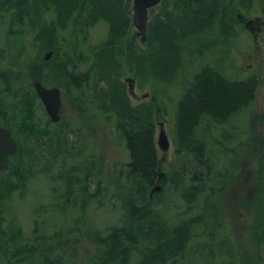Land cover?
I'll use <instances>...</instances> for the list:
<instances>
[{
	"label": "rangeland",
	"instance_id": "rangeland-1",
	"mask_svg": "<svg viewBox=\"0 0 264 264\" xmlns=\"http://www.w3.org/2000/svg\"><path fill=\"white\" fill-rule=\"evenodd\" d=\"M13 1L0 0V78L5 76L10 81L14 80V75L6 68L7 64H13L15 73L20 67L27 68L26 65L34 70L46 68L44 57L49 49L38 45L34 38L41 25L54 19L51 12L37 11V0H31V8L17 24L14 9L10 8ZM121 1L127 20L123 39H111V26L106 20L89 19L86 36L80 37L82 48L75 50L77 41L73 39V29L67 28L60 31L61 36L57 38V44L63 49L48 62L66 64L70 57L73 63L78 62L77 71L83 74L95 68V55L87 59L81 52L111 50L109 41H113L111 46L117 48L114 57L117 69L113 75L131 105L153 123L160 171L151 183L133 176L129 178L130 152L117 137L115 118L112 115L93 117L90 113L94 106L84 104L85 99L81 100L84 96L68 88L64 77L55 74L49 85L57 86L54 85L56 79L63 83L59 123L50 120L32 79L16 75L18 80L7 87L0 81V125L11 128L20 148L19 155L11 158L10 168L15 171L23 168L18 171L19 175L22 171L25 173L18 177L20 180L17 178L14 196L8 198L6 192L3 194L5 205H0L2 225L15 226L9 231L8 239L14 243L22 240L25 244L36 228L50 232L61 221L71 233L67 240L79 250L77 255L69 250L67 257L86 264L88 251L95 254L100 251L97 248L103 242L99 239L124 228L126 212L131 206L128 203L133 200L129 194H132L135 199L132 202L141 204L143 212L151 209L155 214L160 213L159 223L168 239L178 227L190 234L186 250L173 251L170 254L174 256H169L164 264H264V227L261 225V218L264 219V0H218L220 15L217 14V18L215 15L205 20L200 32L197 25L181 18L176 23L180 25L179 34L177 25L166 20V14L174 12L173 8L179 5L174 0L162 1L149 12L146 43L137 35L133 0ZM176 14L181 15L182 10ZM86 15L89 17V11ZM239 16L254 19V30L240 23ZM168 23L177 40V65L171 76L153 71L161 76L159 79L143 64L157 56L151 31ZM204 66L216 69L231 80L256 76L259 88L254 103L227 121L203 120L196 130V138L206 144V154L211 161L198 164L176 135V119L179 101L194 83L197 71ZM101 80L100 89L106 86L104 79ZM23 103H30L32 119L28 123L25 116L16 111ZM159 113L160 120L157 119ZM159 121L165 123L170 140L168 152L161 150L158 144ZM25 128L33 132L38 129L46 135L35 133L30 143ZM66 140L67 150L53 154L49 148L43 149ZM73 165L81 168V175L71 184L73 196L66 198L69 189L66 184L73 175ZM7 181L0 175V183ZM159 186L161 191L157 189ZM192 187L198 189L194 199L185 196V191ZM61 202L67 203L65 217L56 221L53 211ZM5 207L6 211L1 213ZM45 216L50 222H42ZM16 228L21 229L22 234ZM87 231H91L94 238ZM33 240L28 251L34 248ZM153 243L157 242L149 238H140L135 245L126 242L125 248L133 245L126 264H145L143 256L148 248H155ZM12 264L31 262L18 257Z\"/></svg>",
	"mask_w": 264,
	"mask_h": 264
},
{
	"label": "trees",
	"instance_id": "trees-1",
	"mask_svg": "<svg viewBox=\"0 0 264 264\" xmlns=\"http://www.w3.org/2000/svg\"><path fill=\"white\" fill-rule=\"evenodd\" d=\"M162 1L165 3V0ZM174 1L179 6L178 8H173L174 12L166 14V20L169 23L176 24L182 18L184 21L187 20L197 25L199 32L203 29L205 20H211L215 15L220 13V3L218 0ZM37 2L39 7L35 6V9L39 10V12H51L54 14V19L40 26L34 41L38 45L43 44L49 51H53L55 56L63 49L62 45L59 46L57 44V38L61 36L60 31L67 28L73 29V39L77 41L75 50L82 48L80 37L86 36L89 19H98L99 17L106 20L111 26L109 34L111 39L117 38L120 41L124 37L127 20L124 17V4L121 0H37ZM213 2L215 5H213ZM10 8L14 9L15 23L18 24L23 14L31 8V0H14ZM181 10V15L176 14V12H180ZM215 10L216 12L213 15V11ZM88 11L89 17L86 15ZM174 14H176V17ZM244 18L248 20V17ZM169 23L161 24V27L156 26L151 31V36L156 40L157 56L155 59L148 61L146 65L143 64L144 68L147 67L151 73L154 71L156 73H164L167 76L174 74V67L177 65L176 60L178 56L175 45V41L177 40H175V32L170 29ZM176 25V33L179 34L178 29H180V25ZM225 31L228 33V30ZM13 37L16 39L19 36ZM109 44V49L111 50L106 51V48L105 50L102 49L104 54L103 52H96L91 49L81 52L80 55L83 56L85 54L87 59L95 55V68H91V70L85 71L83 74L77 71V68L79 69L80 67L78 62L73 63L69 57V60L64 63L69 64L71 62L74 65L47 62L46 68L42 70L36 68L34 70L31 65L24 64L27 68L20 67V71L16 73L15 71L12 72L13 64H7L6 68L14 75V80H6L4 76L0 78V81L7 87L18 80L17 76L24 75V77L32 79L34 83L40 81L45 86H49L51 77L55 76V74L60 78L64 77L67 80L68 88L71 90L73 88L76 93L80 92L78 94L84 96L81 98L82 101L84 99L87 101L86 103L84 101V104L89 103L94 106V111L90 113L93 117L96 115H112L115 118L117 137L125 142L130 152V161L127 164V169L129 170L128 177L133 176V178H140L151 183L154 180V176L160 171L153 123L147 120L140 109H135L131 105L130 99L123 91V88L120 87V83L115 78L116 76L113 75L117 69L114 64L117 48L111 46L113 41H109ZM166 51L167 53H164ZM70 66H72L71 70ZM105 70L109 71L111 75L109 76ZM154 76L161 79V76L158 74H154ZM100 77L104 79L103 83L106 84L101 89L99 88L102 81ZM193 80L194 83L191 84L178 103L176 135L180 139L182 147H185L187 152L194 156L195 162L202 164L206 161L209 162L210 156L206 154V144L196 138V130L206 118H209L212 122L222 123L242 109L250 107L256 99L259 80L256 76H250L243 80H231L210 66H204L197 71ZM56 81L57 83L54 85L61 88L63 83L60 82V79H56ZM76 98L77 100L79 99L77 96ZM148 106L153 107L152 104H148ZM16 111L20 115L25 116V123H28L32 119L30 103H23L21 107H16ZM148 112L149 109L145 113L148 114ZM9 129L11 130V128ZM25 130L30 143L34 139L35 133L41 136L46 135L38 129L34 132L33 129L25 128ZM60 141L52 147H43V149L49 148L53 154L63 149L67 150V140L66 142ZM19 150L14 156L19 155ZM12 168L0 172L1 176L8 179L6 184L0 183V205H3V207L5 205L3 194L6 195L7 192L8 198H11L15 187H17V178L25 175L24 171L20 175L18 172L23 168L17 171ZM72 174L66 184V186L69 185L68 193L65 194L66 198L73 196L71 194V184L76 182L74 179L77 178L79 180L81 168L73 165ZM18 180L20 179L18 178ZM197 190L195 187L188 188L185 191V196L191 199L197 198ZM129 195L131 199L135 200L132 194ZM74 200L79 205L78 200ZM132 201L129 200L128 203L131 206L126 212L124 228L122 230H114L110 233L109 239L98 238L103 242L97 248L100 251L97 254L88 251L87 256L89 257V261L86 264H126L130 259L132 246L140 242V238L154 239L157 242L153 243L155 246L153 250L149 248L146 250L147 252H145L142 261L145 264H164L168 261L169 256H174L170 254L173 251L183 252L186 250L190 242V234L188 232L186 234L183 227H178L172 232L173 236L168 239V234L159 223L161 219L160 213L155 214L151 209L143 212L142 205L134 204ZM66 206L67 203L65 202H61L57 206L56 210L53 211L54 220L58 221V219L61 220L65 217ZM7 207L3 208L1 213L6 211ZM42 215H45V212ZM47 221H49L48 216L42 222L46 223ZM261 225L264 227V219L262 220V218ZM12 228H15V226H3L0 219V264H12L18 257L22 260H30L31 264H83L81 261L71 260L67 257L69 250L76 255L79 253V250L76 244L67 240V235L71 233L66 230L67 225L65 226L61 221L59 222V226L54 227L56 229L52 227L53 229L51 228L50 232L49 229L46 232H41L39 228H36L33 236L26 239L27 241L25 240V244L22 240L14 243L8 239L9 231ZM42 228L45 229V224H42ZM16 229L22 234L21 229ZM87 233L91 238H94L91 231H87ZM94 233L97 234L98 231H94ZM32 240L35 242L33 244L34 248L28 251ZM164 240L167 241L163 242ZM126 242H132L133 245L125 248Z\"/></svg>",
	"mask_w": 264,
	"mask_h": 264
},
{
	"label": "water",
	"instance_id": "water-1",
	"mask_svg": "<svg viewBox=\"0 0 264 264\" xmlns=\"http://www.w3.org/2000/svg\"><path fill=\"white\" fill-rule=\"evenodd\" d=\"M162 0H133L134 25L136 26L138 36H142V43L148 40V22L149 12L151 9L160 5ZM250 21L248 24H250ZM54 52L49 51L44 57L45 61H50ZM37 95L44 104L48 116L53 122H58L61 118V110L63 107L62 92L57 87H46L42 82L36 81L34 84ZM158 119L160 117L158 116ZM160 134L158 144L160 149L168 152L170 149V141L165 130V124L159 122ZM18 151V143L13 137L11 131L0 126V171L7 170L10 166V157ZM158 191L162 190L159 186Z\"/></svg>",
	"mask_w": 264,
	"mask_h": 264
},
{
	"label": "flooded vegetation",
	"instance_id": "flooded-vegetation-1",
	"mask_svg": "<svg viewBox=\"0 0 264 264\" xmlns=\"http://www.w3.org/2000/svg\"><path fill=\"white\" fill-rule=\"evenodd\" d=\"M253 29V28H252ZM1 126V125H0ZM5 127V126H4ZM14 135V134H13ZM15 137V136H14ZM15 139H16V137H15ZM17 140V139H16ZM17 143H18V145H19V142H18V140H17Z\"/></svg>",
	"mask_w": 264,
	"mask_h": 264
}]
</instances>
